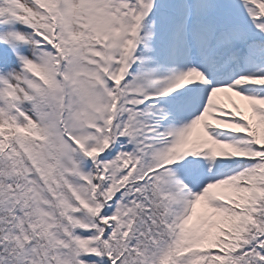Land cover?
<instances>
[{
    "label": "snow or ice",
    "instance_id": "1",
    "mask_svg": "<svg viewBox=\"0 0 264 264\" xmlns=\"http://www.w3.org/2000/svg\"><path fill=\"white\" fill-rule=\"evenodd\" d=\"M0 264H264V0H0Z\"/></svg>",
    "mask_w": 264,
    "mask_h": 264
}]
</instances>
